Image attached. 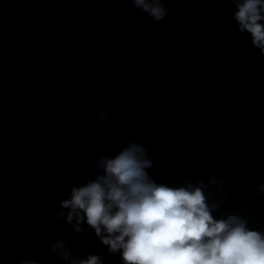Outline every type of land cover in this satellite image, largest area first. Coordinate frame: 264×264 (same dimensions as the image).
<instances>
[{"label":"water","instance_id":"95a60500","mask_svg":"<svg viewBox=\"0 0 264 264\" xmlns=\"http://www.w3.org/2000/svg\"><path fill=\"white\" fill-rule=\"evenodd\" d=\"M164 3L155 22L130 0H0V264H59L45 232L122 264L55 217L127 140L158 182L222 177L219 213L264 228V55L229 0Z\"/></svg>","mask_w":264,"mask_h":264},{"label":"clouds","instance_id":"9594fccd","mask_svg":"<svg viewBox=\"0 0 264 264\" xmlns=\"http://www.w3.org/2000/svg\"><path fill=\"white\" fill-rule=\"evenodd\" d=\"M229 4L237 31L264 55V0ZM132 9L155 22L170 10L164 0H130L121 14ZM153 163L144 145L127 140L114 154L95 161L93 175L67 188L55 219L84 238L94 234L122 264H264V228L251 226L237 212L219 213L223 201L209 198L208 185L222 183V177L213 175L208 184L191 177L158 182L149 172ZM257 191L264 193V183ZM44 234L59 264H105L103 254L77 255L66 241ZM21 264L41 262L25 258Z\"/></svg>","mask_w":264,"mask_h":264}]
</instances>
